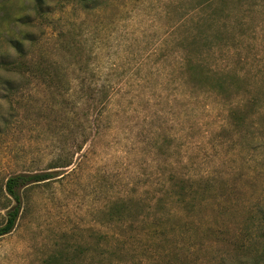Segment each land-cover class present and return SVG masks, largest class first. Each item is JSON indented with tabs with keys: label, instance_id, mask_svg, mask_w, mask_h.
Masks as SVG:
<instances>
[{
	"label": "rangeland",
	"instance_id": "374dc122",
	"mask_svg": "<svg viewBox=\"0 0 264 264\" xmlns=\"http://www.w3.org/2000/svg\"><path fill=\"white\" fill-rule=\"evenodd\" d=\"M198 1L94 0L87 10L77 0L37 8L32 0H0L1 17L3 5L14 14L31 7L25 28L36 36L26 42L28 59L51 72L16 69L11 91L0 86V225L15 204L8 176L54 175L26 190L14 228L0 236V264H47L53 254L52 264H111L101 260L100 243L103 234L116 245L114 233L123 240L120 264H222L243 256L236 243L264 208V0H217L203 10ZM217 8L212 32L223 34L195 41L197 21L205 28ZM6 39L0 36L1 55L20 60ZM201 43L211 49L202 54ZM186 56H205L217 69L232 65L241 78L213 88L195 79ZM182 176H208L225 194L214 198L211 190L192 209L168 200L166 235H151L141 220L154 219L156 200ZM119 199L141 222L104 225ZM131 234L138 240L128 247Z\"/></svg>",
	"mask_w": 264,
	"mask_h": 264
},
{
	"label": "trees",
	"instance_id": "16d2710c",
	"mask_svg": "<svg viewBox=\"0 0 264 264\" xmlns=\"http://www.w3.org/2000/svg\"><path fill=\"white\" fill-rule=\"evenodd\" d=\"M32 1L33 4L31 7H35V8L42 7L44 3V0H32ZM77 1L83 6V8H86L88 10L92 8L90 3L93 2L94 0H77ZM216 1L217 0H200L197 2V9L203 10L206 5H208L207 8L211 7L214 4H216ZM2 7H5L6 13L2 17L0 15V36L7 38L6 40L8 41V46L5 48H7L8 50L9 48H14L16 52L22 56L20 57V60L8 59V57L5 58L0 53V69L9 72L6 75L0 73V86L4 85L6 91H11V89L13 88V83L15 82L11 75L16 69H19L20 71L27 70V73L28 72L36 73L38 71L40 72L41 76H48L50 75L51 72L49 66H45L43 63H39V64L31 63L32 61L28 59V55L32 52V45H27L26 42H33L34 41L33 37L36 36L35 33L25 28V26L27 25V21L31 18V14L27 12V9L31 7H25L24 5L20 7L19 10L23 11V13L21 14H14L11 9H7L8 7L7 5H3ZM220 11H223V8L214 9L207 17H205L208 20V22H206V27L203 29L201 27L203 18L197 21L199 26H198V33L195 34V41L198 36H200V38L202 39H205V41L207 40L210 41L211 39L215 37H220V35L223 34L222 31L221 32L216 31V35H213L212 32L213 30L212 20H215L217 16H219ZM202 44L203 43L195 46V48H198L202 54L204 49L206 48L211 49L212 44H208V45H206L207 43H204L203 45ZM1 46L2 45L0 44V47ZM198 49H195V51ZM195 58L196 59L194 62L193 60L194 58L192 56H186L185 58L186 64L189 63L195 66V79L203 80L207 84L212 83L213 88L224 90L227 84V80H226L227 77L236 76L238 79L241 78L240 74H242V72L233 69L234 66L232 65L221 64L220 66L222 68L217 69L211 67L210 64L206 62L207 58L205 56H200ZM77 60L79 61V59ZM217 73H221V75H217ZM235 116L238 118V120H243L244 117L243 115L238 113L235 114ZM56 164L57 165H54L53 167L69 166L72 164V160L65 161L64 163H56ZM53 176L54 175L52 171H38V172L22 171L8 176L5 182V191L15 204L12 207H10L7 211L6 224L0 225V236L7 234L14 228L17 219L19 217L21 207L23 206V196L26 190L32 185L43 182L49 178H52ZM173 176L175 175H171L170 178H172ZM179 178L180 180L178 179L174 180L171 186L168 185V187L164 190L163 195L156 200L157 204L153 209L158 210V212L154 213L155 214L154 219L149 220L147 219L148 216L145 215V219L141 220V221L144 220L149 221L146 229L149 230V233L153 236L166 235V229L164 226L165 223L163 220H161V218L164 216L165 211L163 212L161 208L168 210L167 211L168 213L172 212L170 208L167 209L164 207L167 204L168 200H172L174 202L186 206L188 209H192L194 207V204L196 205L197 202L201 203L202 199L206 198L207 193H211L210 192L211 190L217 194V196L214 195V198L221 197L225 194L222 191H218V190L215 191L216 187L213 186V179L208 176H200L193 181H190V179H186V177L184 176ZM192 178L193 177H191V179ZM187 183H189L190 185ZM169 184H170V179H169ZM193 185H195V187H193ZM119 200L114 202L113 205L111 206V211L107 213V216L105 217V220L103 222L105 223L106 221L104 225H107V223L111 224V222H114L119 224L120 226L129 224V226L131 227L132 225L141 222L139 221L137 214H132L130 210H128V205L126 201L125 200L119 201ZM136 201H139V199L136 198ZM143 206L144 204H140L139 208ZM148 206L151 207V205ZM257 208L258 210H255V213L250 215L249 221L247 222L245 228L246 239H244L242 243L240 242L236 243V247L238 251L240 252V254L243 253V256L242 257L240 255L237 256L235 258V261H228L226 258H224L222 264H264V208H261L259 206ZM146 214L152 215L150 211L146 212ZM133 229L134 227L131 230ZM101 236L104 239V242L102 241V243H100L99 241L101 260L107 259L111 264H113L114 262L115 264H120L126 261L123 252H121L119 249V246L122 244L123 241L122 238L114 233L112 237L113 239L116 240V245H114L109 242V236L107 237V240L105 235L101 234ZM122 236H124V234ZM129 237H130V245L128 247H130L135 240H138V238L134 237L132 234ZM249 240L258 243L259 246L250 243ZM133 248L136 250L137 247H133ZM83 251L84 250L80 248V252ZM133 254L134 256H137L135 252ZM55 256L56 254L51 255V257L47 260V264H52L51 262H49V260L51 258L55 259ZM73 262L74 260L70 259L68 264H71Z\"/></svg>",
	"mask_w": 264,
	"mask_h": 264
}]
</instances>
